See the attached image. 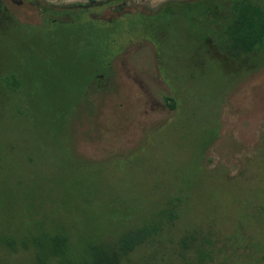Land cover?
I'll use <instances>...</instances> for the list:
<instances>
[{"label":"rangeland","instance_id":"1","mask_svg":"<svg viewBox=\"0 0 264 264\" xmlns=\"http://www.w3.org/2000/svg\"><path fill=\"white\" fill-rule=\"evenodd\" d=\"M4 1L21 24H41L25 1ZM40 1L72 8L76 18L80 6L110 0ZM167 1L92 7L80 22L117 19L113 56L100 80L82 91L62 85L60 98L37 84L33 105L21 104L18 116L22 96L0 108V263L33 264V253L21 246L29 225L69 226L76 210L63 198L77 196L85 207L86 192L92 212L115 211V223L125 226L176 205L166 230L122 264H198L203 253L205 264H264V67L246 71L229 61L225 68L195 67L176 32L159 49L141 32L129 34L133 14L118 18L125 11L153 14ZM73 97L70 129L51 130L52 104ZM77 158L91 168L92 181L84 168V181H64L62 170ZM103 234L108 240L110 233ZM4 236L16 241L15 252Z\"/></svg>","mask_w":264,"mask_h":264},{"label":"trees","instance_id":"2","mask_svg":"<svg viewBox=\"0 0 264 264\" xmlns=\"http://www.w3.org/2000/svg\"><path fill=\"white\" fill-rule=\"evenodd\" d=\"M23 1L37 10L40 25L21 24L5 1L0 0V108L10 103L13 95L22 96L25 100L16 102L17 116L21 113V104L33 105L29 96L34 85L48 88L55 98H60L66 94L57 91L62 85L82 91L100 80L113 56L109 49L115 43L111 36L116 32L113 29H117L114 24L117 19L83 23L79 16L86 17L92 7L98 9L128 0L80 6L76 18L70 12L72 8L60 10L40 0ZM130 14L134 17L130 35L132 31H139L142 38L154 42L160 49L173 42L176 32L185 53L195 55L191 62L195 67L216 62L225 68L228 61L246 71L264 67V0H169L153 14L125 11L118 18ZM77 98H70L61 107L52 104L49 111L53 114L47 118L51 130L70 129L74 115L71 111ZM87 165L77 158L62 170L64 181H84V173L79 170ZM29 176L36 181L34 171L29 170ZM90 177L91 170L88 181H92ZM41 180L47 181L44 176ZM84 196L85 207H81L77 196H64L63 201L73 204L76 210L73 217L68 215L69 226H50L44 222H37L34 228L29 225L21 246L33 253V264H122L137 249L159 237L176 218L177 209L173 204L170 210L155 213L154 219L125 226L123 220L115 223V211L92 212L88 194L85 192ZM110 223L114 224L112 233ZM105 231L110 233L108 240L104 239ZM1 241L16 251L12 237L4 236ZM207 258L208 254L203 253L198 264H205Z\"/></svg>","mask_w":264,"mask_h":264}]
</instances>
